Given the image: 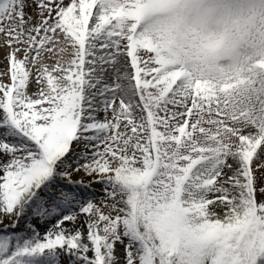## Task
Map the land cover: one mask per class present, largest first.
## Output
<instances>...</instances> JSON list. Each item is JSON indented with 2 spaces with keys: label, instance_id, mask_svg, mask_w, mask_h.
<instances>
[{
  "label": "snow or ice",
  "instance_id": "6c2138e0",
  "mask_svg": "<svg viewBox=\"0 0 264 264\" xmlns=\"http://www.w3.org/2000/svg\"><path fill=\"white\" fill-rule=\"evenodd\" d=\"M0 264H264V0H0Z\"/></svg>",
  "mask_w": 264,
  "mask_h": 264
},
{
  "label": "rangeland",
  "instance_id": "374dc122",
  "mask_svg": "<svg viewBox=\"0 0 264 264\" xmlns=\"http://www.w3.org/2000/svg\"><path fill=\"white\" fill-rule=\"evenodd\" d=\"M0 40H2V38H0ZM62 264H66V262H62Z\"/></svg>",
  "mask_w": 264,
  "mask_h": 264
},
{
  "label": "bare ground",
  "instance_id": "6f19581e",
  "mask_svg": "<svg viewBox=\"0 0 264 264\" xmlns=\"http://www.w3.org/2000/svg\"><path fill=\"white\" fill-rule=\"evenodd\" d=\"M0 56H2V53H0Z\"/></svg>",
  "mask_w": 264,
  "mask_h": 264
}]
</instances>
